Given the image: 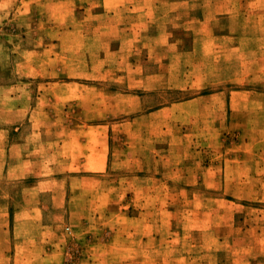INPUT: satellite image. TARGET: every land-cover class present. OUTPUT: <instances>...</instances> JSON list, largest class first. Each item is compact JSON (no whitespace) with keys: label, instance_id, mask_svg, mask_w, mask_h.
<instances>
[{"label":"rangeland","instance_id":"obj_1","mask_svg":"<svg viewBox=\"0 0 264 264\" xmlns=\"http://www.w3.org/2000/svg\"><path fill=\"white\" fill-rule=\"evenodd\" d=\"M0 264H264V0H0Z\"/></svg>","mask_w":264,"mask_h":264},{"label":"crops","instance_id":"obj_2","mask_svg":"<svg viewBox=\"0 0 264 264\" xmlns=\"http://www.w3.org/2000/svg\"><path fill=\"white\" fill-rule=\"evenodd\" d=\"M105 162H106V159H105ZM34 242V241H33ZM36 243V242H35ZM33 259H35V258H33ZM33 259H31V260H33ZM36 260V259H35Z\"/></svg>","mask_w":264,"mask_h":264}]
</instances>
